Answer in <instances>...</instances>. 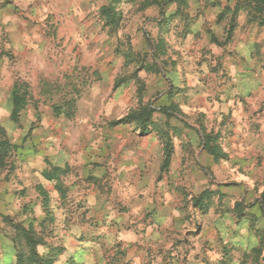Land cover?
Here are the masks:
<instances>
[{"label": "rangeland", "instance_id": "obj_1", "mask_svg": "<svg viewBox=\"0 0 264 264\" xmlns=\"http://www.w3.org/2000/svg\"><path fill=\"white\" fill-rule=\"evenodd\" d=\"M1 141L0 264H264V5L0 0Z\"/></svg>", "mask_w": 264, "mask_h": 264}, {"label": "trees", "instance_id": "obj_2", "mask_svg": "<svg viewBox=\"0 0 264 264\" xmlns=\"http://www.w3.org/2000/svg\"><path fill=\"white\" fill-rule=\"evenodd\" d=\"M256 2L257 6L264 5V0H252ZM112 18H114V15H111ZM12 110L10 113V119L15 120L17 114H18V98L17 95L14 94L12 96ZM150 111L143 109L141 113L135 115L137 116L136 119L139 120L138 123L141 124V128L144 132V134H147V132L150 130L149 125L152 124L151 117H150ZM135 116H127L125 118H122L114 123L113 125H120L127 123L129 120L134 119ZM205 150L208 152L209 155L216 158L220 153V148L218 145H214V141L210 136H206L204 140ZM8 146L6 141L0 142V153L6 152V147ZM171 158V149L169 147L164 148V167L167 168L169 165ZM55 171L58 169H54ZM44 177L48 181H53V179L56 178V176L45 173ZM56 188L60 191L61 188L56 185ZM204 209V207H202ZM13 237H12V243L14 248V257L15 261L14 264H54L55 263V256L50 255L49 253H39L38 246L42 244L41 239H39L34 233H33V223L29 224L26 228L20 224L16 223L12 227Z\"/></svg>", "mask_w": 264, "mask_h": 264}]
</instances>
